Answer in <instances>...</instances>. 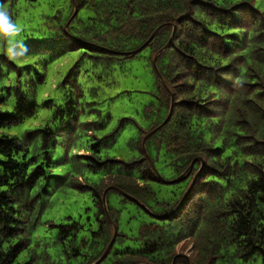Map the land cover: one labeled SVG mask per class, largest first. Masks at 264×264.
<instances>
[{
    "label": "trees",
    "instance_id": "obj_1",
    "mask_svg": "<svg viewBox=\"0 0 264 264\" xmlns=\"http://www.w3.org/2000/svg\"><path fill=\"white\" fill-rule=\"evenodd\" d=\"M33 1L0 0V7L15 22L23 3ZM262 5L264 0H66L43 16V32L26 40L23 56H41L42 69L31 72L0 51V75L16 73L14 84L0 87V264H172L176 248L188 241V258L173 264H264ZM70 52L79 57L56 85L62 101L43 99L48 62ZM156 55L164 83L153 67ZM143 57L155 76L157 100L145 117H154L136 123L127 141L133 158L108 156L105 147L118 131L105 130L98 109L99 118L83 119L87 101L78 61L111 70ZM171 98L170 117L144 142L154 169L142 140L165 119ZM43 107L51 110L46 123L38 111ZM84 128H96L100 136L83 150L78 140ZM160 170L178 180L164 182ZM87 172L102 175L90 182ZM154 183L175 188L158 203ZM67 188L90 190L93 223L44 220L53 193ZM110 193L119 208L110 206ZM131 204L151 221L129 236L118 230V217ZM154 204L159 213L148 210ZM114 226L115 239L103 256Z\"/></svg>",
    "mask_w": 264,
    "mask_h": 264
},
{
    "label": "rangeland",
    "instance_id": "obj_2",
    "mask_svg": "<svg viewBox=\"0 0 264 264\" xmlns=\"http://www.w3.org/2000/svg\"><path fill=\"white\" fill-rule=\"evenodd\" d=\"M65 2L66 0H36L31 2L32 5L30 3H23L15 19V23L20 31L18 35L12 38L17 45V50L20 44H26V40L30 34L43 32V16L53 14L56 11L55 9L62 7ZM262 7L264 8V5ZM8 47V38L0 37V51L8 54ZM78 57L79 52H70L63 59L48 62L45 70L46 82L41 86L43 99L47 95L59 103L62 101L63 91L57 88L56 85L63 80L76 63L75 60ZM13 60L22 67L26 68L27 65L31 72L36 68L42 69L43 63H45L41 56H21ZM39 61L40 63H38ZM78 66L77 72L79 73L77 78L85 90V99L87 101L83 119L87 122L99 118L97 115L99 112L94 111L98 109L101 117L107 120L105 130L112 131L116 128L118 131L115 142L105 147L107 155L125 160L133 158L136 153L128 147L127 141L134 136L137 128L136 123L146 124L150 118L154 117L153 113L149 114V117H145V109L156 108L157 105L154 95L156 80L150 66L146 63L144 57L132 60L123 69L115 66L114 69L104 70L101 66L92 64L89 59H79ZM15 81L16 73L14 70L0 75V87L14 84ZM38 111L39 116L43 117V123H46L51 115V110L43 107V109L40 108ZM155 113L156 110H154ZM123 118H129V120L124 121ZM34 124H37V122H34ZM19 129L22 130L23 127H19ZM87 129H83L78 140L79 146L83 150L87 149L88 145L100 136V130L90 128L91 133H88ZM58 151L57 157L61 160L62 149L58 148ZM66 167L67 164H63L58 169L60 172H63ZM160 172L167 180L175 179L171 178L170 172V174L162 170ZM101 175L102 173L93 174L87 172L86 177L91 182L97 181ZM152 188L156 194V200L160 203L168 199L170 193L174 191L175 186L154 183L152 184ZM107 199L110 206L119 208L117 204L120 203L115 193H110ZM149 207L150 209H147L151 211L150 213L160 212L161 206L159 204ZM141 210L133 204L122 208L121 214L118 217V230L129 236L135 235L143 221H151V217ZM94 212L95 207L88 188L84 191L67 188L65 191L53 193V205L45 213L44 220L52 224H58L64 221L66 217H72L81 222L93 223L95 219ZM56 228L53 226L51 229L55 230ZM126 243L133 245L129 240ZM189 247L190 243L188 241L179 244L176 249L180 253L188 254Z\"/></svg>",
    "mask_w": 264,
    "mask_h": 264
},
{
    "label": "clouds",
    "instance_id": "obj_3",
    "mask_svg": "<svg viewBox=\"0 0 264 264\" xmlns=\"http://www.w3.org/2000/svg\"><path fill=\"white\" fill-rule=\"evenodd\" d=\"M20 29L17 24L12 20L9 11L5 7H0V37L8 38V55L10 59H16L23 56L27 51V47L23 44L17 45L13 41V37L18 35Z\"/></svg>",
    "mask_w": 264,
    "mask_h": 264
},
{
    "label": "water",
    "instance_id": "obj_4",
    "mask_svg": "<svg viewBox=\"0 0 264 264\" xmlns=\"http://www.w3.org/2000/svg\"><path fill=\"white\" fill-rule=\"evenodd\" d=\"M156 31H157V29L151 34V36L149 37V39L147 40V42H146L144 45H146V44H147V43H148V42L154 37ZM170 41H171V39L169 40V42L166 44L165 47H167V46L169 45ZM144 45H143V46H144ZM165 47H164V48H165ZM157 54H158V53H157ZM156 57H157V55L153 58V67H154L155 72H156V74H157V76H158V79H159L162 83H164L163 78H162V76H161V74H160V72H159V70H158V68H157V65H156ZM172 103H173V98H171L169 112H168L167 116L165 117V119L162 121V123H161L160 125H158V126L155 127L154 129H152L147 135H145L144 138H143V140H142V146H143L144 154H145V156L147 157V159L149 160V162L151 163V165H152V167H153L154 169H155L154 164H153V162L150 160V158H149V156H148V154H147V152H146V150H145L144 142H145V140H146V138H147L148 136H150L151 134H153L154 132H156V131L158 130V128L168 120V118L170 117V114H171V110H172ZM157 174H158V172H157ZM158 175H159V174H158ZM160 178H161L164 182H166V183H172V182L178 180V178L175 179V180H165V179H163L162 177H160ZM190 187H191V185H190ZM190 187L187 189V191H186V193H185L183 199L181 200V202L184 200L185 196L188 194V192H189V190H190ZM106 192H107V190H105L104 193H103V199H104V200H105ZM108 219H109V221H111L109 217H108ZM116 232H117V227L114 226L113 237H112L110 243L108 244L107 249L105 250L103 256H104V255L106 254V252L110 249V247H111V245H112V243H113V241H114V239H115ZM177 257H185V258H188V255H187V254H184V253H178V254H176L175 257H174V259H173L172 264L174 263V260H175V258H177Z\"/></svg>",
    "mask_w": 264,
    "mask_h": 264
}]
</instances>
